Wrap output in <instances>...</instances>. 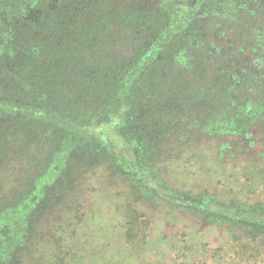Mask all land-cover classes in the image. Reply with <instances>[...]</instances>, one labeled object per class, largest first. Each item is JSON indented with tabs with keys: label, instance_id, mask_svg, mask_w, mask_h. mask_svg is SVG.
<instances>
[{
	"label": "rangeland",
	"instance_id": "1",
	"mask_svg": "<svg viewBox=\"0 0 264 264\" xmlns=\"http://www.w3.org/2000/svg\"><path fill=\"white\" fill-rule=\"evenodd\" d=\"M172 8L163 0H0V34L12 30L15 36L0 49L14 43L23 53L14 71L30 75L20 78L22 85L4 83L10 94L28 93L16 98L19 103L39 104L28 82L40 87L42 101L69 115L100 114L112 96L84 89H100L132 69L126 76V127L143 153L133 169L93 144L66 149L63 132L42 124L20 130L23 140H9V153L22 155L10 170H25V158L34 154L64 171L61 212L50 227L54 241L69 243L61 251L75 264H244L234 243L249 244L246 229L160 195L171 191L264 210V108L256 106L264 100V0H206L181 28L174 27ZM55 67L89 72L76 80L64 72L60 84L66 85L57 92L48 84L47 70ZM109 68L111 73H102ZM11 75L13 70L6 78ZM80 90L87 100L68 104L70 94L81 97ZM235 101L246 104L243 124L231 129L223 126L224 115ZM5 125L11 126L0 128ZM26 141L27 149H20ZM62 142L66 152L52 154L49 147ZM34 169L24 177L45 173L42 166ZM1 175L5 194L26 186ZM47 243L43 237L35 241L34 264L53 259L55 248Z\"/></svg>",
	"mask_w": 264,
	"mask_h": 264
},
{
	"label": "trees",
	"instance_id": "2",
	"mask_svg": "<svg viewBox=\"0 0 264 264\" xmlns=\"http://www.w3.org/2000/svg\"><path fill=\"white\" fill-rule=\"evenodd\" d=\"M164 37L165 36H161L159 41H163ZM4 38L5 37L1 36L0 41ZM9 47L12 48L3 47L0 50V88L3 87V89L0 90H4V93L0 95V126L5 122L11 124V126L5 125V129L0 128V175L7 172L9 176H7L6 179L10 180V183H12L16 177L17 180L27 183L26 186L22 185L21 188L9 189L5 194L1 182V179L3 181L5 179L3 177L0 178V264H34V259L32 258L34 255L33 247L35 241L40 237L47 240V246H49V248H55L54 257L52 260H49L48 264H75L73 259L65 256L63 251H61V247H70L69 243L60 244L59 242L58 244L56 240L54 241L53 239L56 235V231L54 227H50L51 222L54 221L61 212V209H56L57 207L61 208L63 203L64 187L62 179L64 171H60V173L57 172L58 165L56 161L52 160L53 164L44 163L42 159L39 160V157H36L34 154L30 155L33 156V159L30 157L25 158V170L13 171V162H15L17 158L22 157V155L15 156L14 153H9V140L11 137L20 138L21 140V136L17 134L20 130L25 127H33L42 124L45 125V127H54L63 132L65 139L69 142L66 144L69 145L66 149H75L80 146L84 147L86 144H93L101 148L105 153H110L114 157V160L118 161L122 167L133 169L134 167H131L134 166V163L141 162L140 158L143 153L138 152V149L133 145L132 141H130L131 135L127 132L128 129L126 127V123H128L126 121H128L130 116V103L129 99L126 97L127 94H125L127 89L126 76L132 73V69L131 67H127L123 73L118 76L120 78L118 81L103 83L100 89H98L97 84L94 87V91H92L91 87L89 89L85 88L84 90H87L89 93L103 92L112 96V98L109 99L111 104L108 109L102 111L100 114H97V112L89 113L85 118H81L80 112L69 115L67 111L64 112L58 109L56 103L42 101V99H40L42 95L37 96V90H40V87H36V89L35 87H30V83L28 82V90L34 89L30 94L36 96V99L39 100V104L37 105L21 104L17 101L16 98L18 96L20 97L21 94H28H26L23 89L20 91L12 90V94H10L11 91H7L9 89H4L5 82H11L12 85L18 81L17 84L22 85L24 82L21 83V81H19L20 78L24 79L30 76L19 69L14 71V68H16L18 64V56L21 58L23 53H19L18 55V49H16L17 46L14 43H11ZM31 56L33 58L37 57L35 53H32ZM31 62L34 63V61ZM12 70L13 75L6 78V74H12ZM68 70L73 74L74 80L89 72L87 70L82 71L81 69L77 70L74 68L67 69L55 67V69H48L47 71L50 73L48 84L57 92L60 91L62 86L66 85L60 83L62 81V75L64 72L68 73ZM75 70H77L76 75L74 74ZM112 70L113 68H109L107 71L103 69L102 73H111ZM133 70H135V68H133ZM36 75L37 73H34V76ZM15 78H17V80ZM85 78H87L85 81H89V85L93 86L92 81L89 80L91 75ZM56 80H60L58 84H54L53 81L57 83ZM67 83H69V81H67ZM81 91L82 90H80V92ZM72 94H70L71 96L69 95L70 101H68V104L78 100H87L86 97L88 94L85 95L83 91L79 99H77L74 93ZM52 96L53 95H50V97ZM69 96L64 98V100H68ZM245 104V101H235L228 104V107L231 105L229 107L231 113H225L226 115H224V117L226 119L224 120L226 123H224L223 126L228 125L230 126L229 128L233 129L243 124L241 108ZM256 106L257 108H264V100L261 101V104L256 103ZM149 110L151 111L152 109ZM235 110L237 111L232 113ZM208 117L212 118V123L216 122L214 116ZM28 143L29 142L26 141L20 149H27ZM65 143L66 142H62L60 145H57L56 149L54 147H49V149L50 151L53 150L52 154L56 153L57 149L66 152L63 149ZM55 150L56 152H54ZM144 164L145 163L142 164V168H145ZM40 166L45 168L44 174L32 175V179L30 180L27 179L28 177H24L25 171L29 174L35 170L34 168L39 169ZM10 168L13 170H10ZM137 173H139V170H137ZM137 177H139V175ZM156 189L157 188H155V191ZM158 195H160V193ZM160 196H163L165 200L175 206H179L185 202L188 207L196 209L199 213L214 215L217 218H222L231 223L235 228L246 229V233L250 234L249 244L239 245L234 241V246L237 251L243 254V257L240 256V262L244 264L252 262L253 264H264V210L260 207L244 208L238 207L237 205L235 206L234 204L226 205L218 203L217 201H211L209 199H207L209 201H205V199L199 201L196 200L197 198L175 195V193L171 191H164ZM47 227H49V230L52 232L49 230L47 232ZM130 234L129 232V238Z\"/></svg>",
	"mask_w": 264,
	"mask_h": 264
},
{
	"label": "flooded vegetation",
	"instance_id": "3",
	"mask_svg": "<svg viewBox=\"0 0 264 264\" xmlns=\"http://www.w3.org/2000/svg\"><path fill=\"white\" fill-rule=\"evenodd\" d=\"M17 1H19V0H17ZM163 1L173 7L172 9H173V13L175 16V22H176L174 24V27H177V28H179V27L181 28L184 25V23L191 16L198 13L199 10L201 9V7H203L204 4L206 3V0H163ZM18 4H20V2H18ZM8 8H12V7L10 5H8ZM14 20L15 19H12V21L10 22L13 26H14ZM172 30L175 31V29H173V28H172ZM1 36L5 37V38L0 41V44L4 43L5 40H9V39L15 40V36L13 35L12 30H11V33H8L5 35L0 34V38H1ZM2 48H3V46H2ZM8 48H12V47H8Z\"/></svg>",
	"mask_w": 264,
	"mask_h": 264
}]
</instances>
